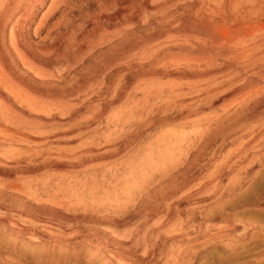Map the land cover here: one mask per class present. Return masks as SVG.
Listing matches in <instances>:
<instances>
[{
	"label": "rangeland",
	"instance_id": "374dc122",
	"mask_svg": "<svg viewBox=\"0 0 264 264\" xmlns=\"http://www.w3.org/2000/svg\"><path fill=\"white\" fill-rule=\"evenodd\" d=\"M50 1L24 35L50 47L74 30L82 44L95 28L98 1L70 0L53 38H44L45 29L34 31ZM191 3L198 13L217 5L225 13H264L263 0H234V9L229 0ZM181 14L146 20L160 31ZM138 19L131 30L142 34ZM170 42L164 35L123 51L109 41L65 73L76 61L72 52L52 66L55 79L30 76L43 93L38 105L50 91L60 104L23 112L9 99L25 119L8 132L0 123V148L9 155L0 149V180L12 186L0 184V264H264V112L252 114L257 95L212 102L202 82L175 77L191 72L188 64L149 66ZM78 75L91 88L71 92ZM188 103L200 109L187 116Z\"/></svg>",
	"mask_w": 264,
	"mask_h": 264
},
{
	"label": "bare ground",
	"instance_id": "6f19581e",
	"mask_svg": "<svg viewBox=\"0 0 264 264\" xmlns=\"http://www.w3.org/2000/svg\"><path fill=\"white\" fill-rule=\"evenodd\" d=\"M96 1H98L99 3L98 13L100 14H98L95 18L93 17L94 15L90 16L89 18L87 17V19H90L92 17L94 18L95 28L93 30L90 29V31L88 29L87 35L84 38L81 37L82 39L80 38L81 41H83L82 44L81 42L75 43V41L78 40V36L76 37L75 31L73 30L71 35L66 37H69L68 39L62 40V37H64L62 36L61 40H59L58 42H55L56 39H54L55 43H51L52 45L50 47H41L32 44L31 41L28 40L29 37L27 39L23 31L33 23V20L36 17V13L40 10V8H42V6H44L46 0H0V123H4L6 125L3 128V131L8 132L9 130L7 126L16 123L17 120L15 119H25L23 115L24 113H17L15 109L16 104H18L20 110H23V112L25 111L24 109H29L33 106H37L35 108H42L44 107V105L50 106V104H60V100L58 101L57 94L50 91L46 93V96H44L46 100L44 99L45 101L43 100V104L41 103L43 106L38 105L41 100L39 101L37 98L39 97V95H43V93L39 89L41 86H39L38 88L37 86H35L36 84L34 85L33 83H31L30 76H32V74L35 76H32V79L39 78L41 79V81L44 79H55L58 75V72H56V75L55 72L51 70L52 66H55V63H61L62 59L70 56L69 54L72 52L76 57L72 58H74L76 61H73V63H69L68 65H64L67 66V70L65 73H67L68 68H71L72 66L74 69V64L78 62L82 63L85 58L90 55L93 47H95L96 45H106L108 44L107 42L111 41L113 43L116 40L113 43L114 46H118L123 51H129L138 48L141 49V47L142 49H144L143 47L152 45L153 42L158 41V39H160L164 35L173 43L170 44L168 50H166L163 55H159V49V53L157 52L158 55H156V58L148 62L149 66L163 69L168 65L178 66L181 63L182 65L186 63L189 65V68L191 66V72L180 71L175 73V77L178 79H189L188 81L192 83L202 82L204 85V94H206L205 96L210 94V99L212 102H219L227 97H232L234 95L236 96L237 94L249 98L252 94H256L257 101L254 103L255 106L252 108V114L255 115L264 112V95H261L260 93L262 91V93H264V47L260 48L261 45L264 44V13H249L250 11L247 13H235L234 11H231L232 13H225L220 5L212 8L208 7V13H198L200 10L193 9L191 0ZM199 1L202 2L203 0ZM69 2L70 0H51L48 4L47 9L42 14L37 28L35 27V34H38L37 32L39 30L42 31L43 29H45L46 33L44 35V38H48L51 34V31L56 29L61 23L60 21L63 19L62 13H65ZM228 6L229 8L231 7L232 9H234V0H229ZM258 8L262 9L261 6ZM107 9H112V11L109 12L110 14H106ZM250 9L252 8H249L248 10ZM95 10L97 11V9ZM158 13L182 14L180 17H178V19L175 18L176 20L170 21L167 26L164 25L165 27H163V30L157 31L156 29H154L155 26H149L147 20L154 19ZM57 15L60 17V19L57 18L56 21L50 23L53 18L55 19V16L58 17ZM136 17L139 18L138 20H141L142 23L145 24V26L143 24V28H145L143 30L145 31L142 34H140L139 32L136 33L137 31L134 32L131 30L134 25L133 20ZM65 21L67 22V20ZM152 21L154 22V20ZM90 22L93 23V21ZM163 22L164 21H162V23ZM165 22L168 21L165 20ZM158 23H160V21ZM150 24L153 23L150 22ZM107 33L109 34L108 38ZM40 34L41 33H39L38 35L40 36ZM56 35L57 34H55V36ZM51 37L53 38V36ZM113 39L114 41H112ZM62 43L64 44V47L60 48V50L59 47ZM251 51L254 52L251 53ZM98 58L100 60V54H98ZM66 59V61L70 60L68 59V57ZM219 60L220 62L222 61L221 64H217V61ZM256 64L261 65L259 66ZM182 65L181 68L186 66ZM20 67H23V70L25 69V74L20 71ZM89 70L91 72V69ZM165 71L166 70H164L163 72ZM59 75V77H62L65 74ZM167 75L168 74H166L165 76ZM90 76H92V74ZM92 77L94 78V76ZM87 79H85V76L78 75L75 79H73L74 82L71 81L73 85L71 83L72 87H70V91L74 92L83 89L85 85L89 83L88 81H85ZM194 86H192V88ZM200 86L199 89L202 88V86ZM188 87L191 88V86ZM181 91L182 90L176 92ZM193 92L194 91H192V93ZM56 93L59 94V92ZM181 94L184 95V92ZM253 97L255 98L256 96H252V98ZM35 98L37 101L34 100ZM9 99H12V101H14V103L16 104L11 103ZM191 103H188L189 105L187 106L185 111L187 116L193 115L195 111L200 109L196 107L197 103ZM27 123H29V121ZM1 125L2 124H0V127ZM2 134L3 133H1V135ZM0 147L4 148L2 144L0 145ZM3 148H0L1 151H4ZM6 156L8 157L9 155L6 154ZM6 160L7 159H5V162L8 163V160ZM9 174L10 172L5 173L4 175L9 176ZM6 178L1 179L0 184H2L3 187H12L11 183L7 181ZM59 226L61 227V225ZM226 227L223 228L225 229V231ZM221 231L222 230L220 229L219 232ZM221 234L226 233L223 232L220 233V235ZM87 235H90L92 237L95 236V238L97 236L95 233Z\"/></svg>",
	"mask_w": 264,
	"mask_h": 264
}]
</instances>
